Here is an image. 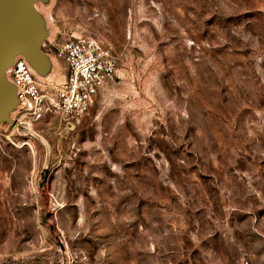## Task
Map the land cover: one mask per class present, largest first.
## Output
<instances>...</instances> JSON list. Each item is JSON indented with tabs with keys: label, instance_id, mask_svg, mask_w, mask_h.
Returning <instances> with one entry per match:
<instances>
[{
	"label": "rangeland",
	"instance_id": "374dc122",
	"mask_svg": "<svg viewBox=\"0 0 264 264\" xmlns=\"http://www.w3.org/2000/svg\"><path fill=\"white\" fill-rule=\"evenodd\" d=\"M18 12L47 80L69 35L117 78L76 120L0 114V264H264V0H0V29Z\"/></svg>",
	"mask_w": 264,
	"mask_h": 264
},
{
	"label": "built area",
	"instance_id": "2783aa9c",
	"mask_svg": "<svg viewBox=\"0 0 264 264\" xmlns=\"http://www.w3.org/2000/svg\"><path fill=\"white\" fill-rule=\"evenodd\" d=\"M53 54L63 63L60 82L40 81L21 57L6 70L13 89V109L18 114L12 127L26 131L50 116L76 120L116 81V62L110 47L94 39L69 35L54 45Z\"/></svg>",
	"mask_w": 264,
	"mask_h": 264
},
{
	"label": "water",
	"instance_id": "95a60500",
	"mask_svg": "<svg viewBox=\"0 0 264 264\" xmlns=\"http://www.w3.org/2000/svg\"><path fill=\"white\" fill-rule=\"evenodd\" d=\"M20 15L21 12H18L9 26L0 29V38L4 34L8 36L5 41L0 43V70L5 63H9L17 51L25 52L28 56L35 58L36 62L40 60L39 43L31 37L28 29L22 27L20 23L17 25ZM21 29L26 30L27 34L25 35L28 36L21 35ZM16 31H18L17 34H15ZM14 103L13 89L9 83L3 81L0 75V114L13 109Z\"/></svg>",
	"mask_w": 264,
	"mask_h": 264
},
{
	"label": "crops",
	"instance_id": "0c3cea01",
	"mask_svg": "<svg viewBox=\"0 0 264 264\" xmlns=\"http://www.w3.org/2000/svg\"><path fill=\"white\" fill-rule=\"evenodd\" d=\"M39 52H40L39 58L41 61L39 59L38 60L40 62L39 61L36 62L35 58L28 56L25 52L17 51L11 57V60L9 61L8 65H10L15 58L21 57L28 63L34 76L40 81H43L44 79H47L50 76L48 74L55 69V67L57 66V62L55 59H48L47 53L42 52L40 48H39Z\"/></svg>",
	"mask_w": 264,
	"mask_h": 264
},
{
	"label": "bare ground",
	"instance_id": "6f19581e",
	"mask_svg": "<svg viewBox=\"0 0 264 264\" xmlns=\"http://www.w3.org/2000/svg\"><path fill=\"white\" fill-rule=\"evenodd\" d=\"M28 129H31V128H28ZM28 129H25L27 134H28ZM29 131H31V130H29ZM30 136H32V135H30ZM39 139H40L43 143L46 144V142H45L41 137H40Z\"/></svg>",
	"mask_w": 264,
	"mask_h": 264
}]
</instances>
